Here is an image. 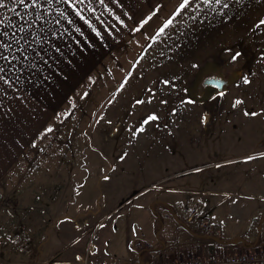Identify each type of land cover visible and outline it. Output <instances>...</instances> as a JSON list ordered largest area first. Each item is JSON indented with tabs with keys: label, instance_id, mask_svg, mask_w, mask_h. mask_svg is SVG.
Returning a JSON list of instances; mask_svg holds the SVG:
<instances>
[{
	"label": "rangeland",
	"instance_id": "1",
	"mask_svg": "<svg viewBox=\"0 0 264 264\" xmlns=\"http://www.w3.org/2000/svg\"><path fill=\"white\" fill-rule=\"evenodd\" d=\"M180 3L160 7L166 13L172 8V23L150 37L146 53L147 48L133 53L137 61L131 68L119 71L121 80L109 89L103 117L89 120V149L69 125L51 159L29 169L41 187L56 177L59 188L43 198L46 209L58 204L72 215L88 210L93 218L91 226L77 227L86 237L47 246L46 256L53 257L46 264H59L76 248L71 264H126L135 253L147 257L146 249L161 241L180 243L185 231L192 250L211 247L206 256L243 252L245 242L264 247V36L253 29L238 43L228 32L220 37L214 23L199 16L197 0L184 9ZM239 46L247 52L231 59ZM145 60L157 62L155 68L174 63L164 75L153 71L159 81L172 82V97L154 89L150 111L142 104L149 103L150 94L136 93L129 105L126 101L129 82L141 80ZM206 65L224 78L233 72L239 77L219 95L196 101L192 83ZM71 139L75 144L69 148ZM55 155L57 161L50 163ZM34 185L29 181L27 189ZM197 205L210 237L199 235L196 218L187 222ZM22 242L19 234L10 236L0 254L7 244L11 259L29 251L33 262L35 247L27 251ZM4 258L0 264H12Z\"/></svg>",
	"mask_w": 264,
	"mask_h": 264
},
{
	"label": "crops",
	"instance_id": "2",
	"mask_svg": "<svg viewBox=\"0 0 264 264\" xmlns=\"http://www.w3.org/2000/svg\"><path fill=\"white\" fill-rule=\"evenodd\" d=\"M197 1L199 16L214 23L216 35L221 37L222 32H228L230 38L236 39L237 43L239 39L248 38L253 29L264 36V25H258V21L264 19V0H222L220 4L215 0L210 3ZM11 2L12 0H8L9 5ZM173 2L174 0H104L101 4L99 0H90V3L89 0H84L78 5L81 15H77L67 4L61 3L59 7L67 13L65 17L56 11L53 0V10L47 15L51 30L57 35L53 36L45 29L49 38L38 46L44 48L47 55L41 53L39 57L31 56L27 61L21 60L19 64H26L27 67L21 74L20 82H14L15 87L0 84V88L5 90L0 92V246L10 236L19 234L20 241L25 240L22 244L27 246V251L28 246H34L36 252L33 253V262L28 260L29 251L24 255L16 254L11 259V254L5 251L8 247L6 244L0 257H5L12 264H46L53 257L46 256L47 246L56 240L63 245L69 241L77 242L88 235H80L77 229L79 225L91 226L93 218L88 215V210L80 213L75 211V215H72L58 204L46 209L43 198L48 192L55 193L59 188L55 183L56 177L53 176L48 185L41 187L37 183L38 175L29 176V169L51 159V152L60 148L62 135L67 133L69 125L75 129V137L85 143L82 146L89 149L87 141L92 140L89 120L96 116L103 117L101 110L109 89L121 80L119 71L126 72L137 61L132 58L134 55L141 54L146 48L145 53L148 51L150 37H154L160 28L166 26L172 14V8L166 13L160 7ZM16 10L25 11L19 7ZM6 15L13 22L19 20L13 11ZM4 18L5 10L0 9V19ZM53 19H59L60 23L53 24ZM4 27L7 28L6 25ZM51 44H55L60 51L57 52ZM234 48L231 53L240 55L247 52L241 46ZM126 56H129L127 62ZM154 63L157 62L145 60L140 65L144 71L141 80L133 79L129 82L133 86L127 92L128 105L134 94H150L149 103L142 101L143 108L150 111L154 89L156 93L162 92L172 97V82L169 85L165 83L166 79L159 81L155 74H166L170 65L171 68L174 67V63L162 62L164 64L161 63L160 68L153 67ZM176 66L183 65L177 63ZM156 70L157 73H154ZM47 128L52 130L46 132ZM74 144L71 139L67 142V147ZM56 161L55 155L50 163ZM27 178L35 183L32 191L27 189L29 181L24 184ZM35 215L40 217L36 218ZM183 235L185 237L180 243L161 241L159 245L146 249L147 257L135 253L125 262L163 264L199 253L202 256L211 253V247L192 250L186 246L189 233L185 231ZM63 240L67 242L62 243ZM77 252L78 248L57 263L71 264L72 256Z\"/></svg>",
	"mask_w": 264,
	"mask_h": 264
},
{
	"label": "snow or ice",
	"instance_id": "3",
	"mask_svg": "<svg viewBox=\"0 0 264 264\" xmlns=\"http://www.w3.org/2000/svg\"><path fill=\"white\" fill-rule=\"evenodd\" d=\"M83 2L84 0H55L56 11L61 16L67 17V13L59 7L61 3H64L74 9L77 15H81L78 5ZM99 2L103 4L104 0H99ZM204 2L210 3L211 0H204ZM215 2L220 4L222 0H215ZM190 3L191 0H181L179 8L184 9ZM53 6V0H12L10 5L8 0H0V9L5 10V18L0 19V84L15 87L14 82H20L21 74L27 67L26 64L20 65L19 62L21 60L27 61L31 56L39 57L41 53L47 55L46 50L38 48V46L48 40V32H51L53 36L57 35L56 32L51 30L47 15V13L53 10ZM18 7L25 11H17ZM9 11L15 12L19 20L13 22L7 19L6 14ZM81 18L83 17L81 16ZM52 23L59 24L60 21L59 19H53ZM167 23L171 24L172 21L169 20ZM5 25L7 26L6 29ZM258 25H264V19H260ZM45 29H48V32ZM160 31L163 32L164 29L161 28ZM97 35H99V32H97ZM50 46L56 48L55 44H51ZM56 51L59 52L60 49L56 48ZM237 56H239V53L234 55L232 59L235 60ZM165 83H168V81H165ZM4 91L3 88H0V92ZM5 94L7 93L5 92ZM236 103H241V101L237 100ZM154 118L149 117V119ZM51 130V128L45 129L46 132H50Z\"/></svg>",
	"mask_w": 264,
	"mask_h": 264
},
{
	"label": "built area",
	"instance_id": "4",
	"mask_svg": "<svg viewBox=\"0 0 264 264\" xmlns=\"http://www.w3.org/2000/svg\"><path fill=\"white\" fill-rule=\"evenodd\" d=\"M194 218L198 220L199 235L210 237L212 230L208 222L204 219V213L197 205L187 217V222H191ZM197 234H195L196 236ZM246 246L243 252H232L226 254H219L213 256H190L175 259L174 261H167L163 264H264V247L255 246L252 243H244Z\"/></svg>",
	"mask_w": 264,
	"mask_h": 264
},
{
	"label": "flooded vegetation",
	"instance_id": "5",
	"mask_svg": "<svg viewBox=\"0 0 264 264\" xmlns=\"http://www.w3.org/2000/svg\"><path fill=\"white\" fill-rule=\"evenodd\" d=\"M218 76V72L211 67H208L204 71H198L192 83L195 96L198 99H206L208 97L212 98L219 95L220 93L214 94V81Z\"/></svg>",
	"mask_w": 264,
	"mask_h": 264
},
{
	"label": "water",
	"instance_id": "6",
	"mask_svg": "<svg viewBox=\"0 0 264 264\" xmlns=\"http://www.w3.org/2000/svg\"><path fill=\"white\" fill-rule=\"evenodd\" d=\"M208 67H210L209 65H206L204 68H202L201 70L204 71L205 69H207ZM218 72V71H217ZM219 76L215 79L214 83V94L217 93H221L222 91L226 90L227 86H229L230 84H232L234 81L237 80V78L239 77V74L237 72H233L232 74H230L227 78H224L220 73H218ZM200 75V74H199ZM192 93H193V98L196 101H202L205 100L204 98L202 99H198L195 96V92L192 88ZM211 97H208L206 99H210Z\"/></svg>",
	"mask_w": 264,
	"mask_h": 264
}]
</instances>
